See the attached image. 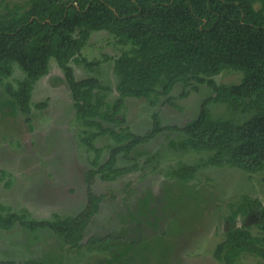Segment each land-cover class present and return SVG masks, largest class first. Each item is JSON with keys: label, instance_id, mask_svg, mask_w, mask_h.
Returning <instances> with one entry per match:
<instances>
[{"label": "trees", "instance_id": "16d2710c", "mask_svg": "<svg viewBox=\"0 0 264 264\" xmlns=\"http://www.w3.org/2000/svg\"><path fill=\"white\" fill-rule=\"evenodd\" d=\"M103 31L124 48L113 59L116 96L111 100L109 85L96 75L77 78L71 64L88 70L99 66L98 60L78 56L91 34ZM51 60L63 73L75 118L84 127L80 141L94 154L88 183L96 175L110 181L132 171L135 164L117 166L118 156L132 160L136 147L165 131L181 134L180 150L210 153L202 164H182L169 172L179 180L193 178L200 165H228L249 174L264 170V0H28L7 6L0 12V83L12 76L15 66L23 73L16 85L4 84V91L30 128L32 91L49 73ZM226 69L241 72L240 82L217 84L213 77ZM191 81L212 90L191 123L164 125L159 113L153 112L144 133L124 125L126 98H143L154 105L152 96H163L170 102L174 85L180 82L185 88ZM186 93L183 90L181 96ZM211 102L255 113L243 123L214 119ZM46 106L45 101L34 105L37 109ZM106 123L123 126L116 130ZM102 136L110 137L115 145L107 146L108 157L100 163L103 148L94 141ZM101 199L89 190L79 214H53L51 219H26L25 214L13 211L2 214L5 208L0 205V228L19 224L31 231L48 229L70 247H81ZM246 207L240 204L233 214L245 213ZM261 220L264 231V208ZM114 242L110 235L92 236L84 247L104 252ZM245 253L264 260V236L236 227L216 245L213 256L219 264H235Z\"/></svg>", "mask_w": 264, "mask_h": 264}, {"label": "rangeland", "instance_id": "374dc122", "mask_svg": "<svg viewBox=\"0 0 264 264\" xmlns=\"http://www.w3.org/2000/svg\"><path fill=\"white\" fill-rule=\"evenodd\" d=\"M28 0H0V12L7 6ZM258 6V5H256ZM124 48L107 32H93L78 58L99 61L93 70L71 62L76 77L96 75L116 96L113 59ZM49 73L32 91L31 128L25 123L4 84L16 85L23 73L15 66L11 77L0 83V205L2 214L13 211L26 219H51L79 214L87 204V192L102 196L98 212L86 227L81 247H70L52 231L29 230L19 224L0 228V261L14 264H219L213 253L227 232L236 227L264 236L261 229L264 208V170L253 174L236 167L200 165L193 178L182 181L169 172L182 164L196 165L209 152L180 150L181 134L163 132L132 151V160L118 156L117 166L135 168L113 180L87 171L93 152L80 141L84 127L75 118L63 73L50 61ZM241 72L226 69L213 77L219 85L240 82ZM159 89V87H158ZM183 90L187 93L181 96ZM212 95L205 84L191 81L188 87L176 83L172 99L157 96L152 105L143 98H126L124 125L133 132L150 128L151 114L158 112L164 125L184 126L199 112L204 98ZM46 102L37 109L35 104ZM214 119L243 123L255 112L235 110L225 103L209 104ZM119 130L123 125L105 124ZM93 129V128H92ZM106 161L107 146L115 145L108 136L94 141ZM202 164V163H201ZM7 184V185H5ZM89 184V185H88ZM252 201V203L250 202ZM260 203V204H259ZM240 204L245 213H233ZM26 210V211H24ZM110 235L114 245L107 251H88L84 244L92 236ZM235 264H264L256 255L242 254Z\"/></svg>", "mask_w": 264, "mask_h": 264}, {"label": "crops", "instance_id": "0c3cea01", "mask_svg": "<svg viewBox=\"0 0 264 264\" xmlns=\"http://www.w3.org/2000/svg\"><path fill=\"white\" fill-rule=\"evenodd\" d=\"M75 74H76V73H75ZM44 77H45V76H44ZM42 78H43V77H42ZM40 79H41V78H40ZM40 79H39V80H40ZM39 80H38V81H39ZM38 81H37V82H38ZM37 82H36V83H37ZM36 83H35V84H36Z\"/></svg>", "mask_w": 264, "mask_h": 264}]
</instances>
